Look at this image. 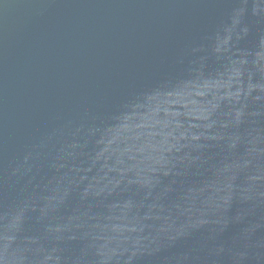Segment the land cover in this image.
Wrapping results in <instances>:
<instances>
[{
	"label": "water",
	"instance_id": "water-1",
	"mask_svg": "<svg viewBox=\"0 0 264 264\" xmlns=\"http://www.w3.org/2000/svg\"><path fill=\"white\" fill-rule=\"evenodd\" d=\"M0 264H264V0H0Z\"/></svg>",
	"mask_w": 264,
	"mask_h": 264
}]
</instances>
